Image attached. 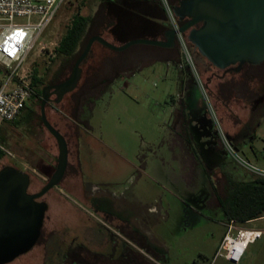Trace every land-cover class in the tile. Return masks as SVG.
Instances as JSON below:
<instances>
[{
	"label": "rangeland",
	"instance_id": "374dc122",
	"mask_svg": "<svg viewBox=\"0 0 264 264\" xmlns=\"http://www.w3.org/2000/svg\"><path fill=\"white\" fill-rule=\"evenodd\" d=\"M96 2L67 0L39 38L46 52L40 54L37 48L27 62L31 71L33 68L49 70L41 88L50 82L60 83L70 75L75 59L56 60L54 50L74 15L92 19L89 34L99 32L104 39L112 40L105 31L108 19ZM160 2L164 7V0ZM166 2L173 6L171 0ZM139 47L132 46L115 54L97 43L92 46L81 66L82 76L92 69L102 76L126 68L133 69V73L113 81L91 109H83V124L70 123L64 115L69 96L58 104L46 106L47 120L67 143L70 168L57 187L41 198L47 204V211L39 241L9 264H83L78 261L82 256L88 257V264H97L94 256L116 260L118 252L99 245L104 244L109 231L117 229L80 199L87 190L95 192L94 188L99 195L98 206L107 211L114 209L122 219L145 215L148 208H154L150 216L153 221L148 222V244L164 257H155L131 244L147 264H232L216 256L225 234V222L220 209L211 207L215 205L213 197L211 201V187L223 184L220 172L229 174L235 181L249 182L256 178L249 167L264 171V111L254 123L251 138L232 146L234 155L225 150L218 131L224 152L210 186L204 171L208 169L205 157L202 154L189 157L177 146L174 136L175 117L183 104H190L187 79L194 80L195 93L208 107L216 126L231 129L232 124L246 118L247 111L235 102L230 103L227 94L220 98L219 93L208 94L205 79L221 72L192 44L189 43V51L194 73L178 46L176 52ZM173 57L180 61L169 60ZM26 107L28 112L22 123L0 124V144L11 154L4 152L0 169L12 166L27 173L30 176L28 193L33 194L40 191L54 172L57 146L40 122V104L31 99ZM203 145L197 141L196 149L204 153ZM45 163L52 169L48 177L44 176L47 170L39 167ZM238 225L263 232L260 239L248 245L238 264H264V217ZM87 236L92 244L86 245Z\"/></svg>",
	"mask_w": 264,
	"mask_h": 264
},
{
	"label": "water",
	"instance_id": "95a60500",
	"mask_svg": "<svg viewBox=\"0 0 264 264\" xmlns=\"http://www.w3.org/2000/svg\"><path fill=\"white\" fill-rule=\"evenodd\" d=\"M172 11L182 22L178 33L187 34L188 42L214 67L226 69L264 61V0H180ZM175 36L176 31L166 29L161 40L134 39L121 45L100 35L93 36L74 62L70 75L56 85L42 88L40 120L56 142L57 164L46 184L33 194L28 193L27 173L12 166L0 169V264H9L28 253L39 238L47 204L37 200L57 187L68 163L67 143L47 120L45 108L49 103H60L75 90L82 74L81 65L92 46L97 43L113 52L134 45L170 49Z\"/></svg>",
	"mask_w": 264,
	"mask_h": 264
},
{
	"label": "flooded vegetation",
	"instance_id": "af4514ba",
	"mask_svg": "<svg viewBox=\"0 0 264 264\" xmlns=\"http://www.w3.org/2000/svg\"><path fill=\"white\" fill-rule=\"evenodd\" d=\"M179 1L180 0L173 4V6H176ZM105 31H109V29H105ZM176 50L177 44L175 40L172 48L163 49V51L166 52H175ZM263 65L264 61L259 65L244 64L240 67H238V65H234L226 69H218L212 65L214 69L219 70L221 73H213L211 77H207L205 79L204 86L207 92L209 91L208 94L211 96V94L213 95L219 93L220 95L217 94V97L219 98L222 97L223 94H227L230 103L235 102V104L237 103L238 107H242L247 111L246 118L240 122H237L236 124H232L231 129H224L221 128L218 123V126L213 123L209 116L208 107L205 105L202 98L196 94L197 86L194 83V80H192L190 77L187 79L189 88L191 90L190 93L187 94L190 104L187 106L183 104L180 112L176 115L174 121V136L177 141V146L181 151L185 152V154L187 153L189 157H199L198 154H202L205 157L208 169L204 171L206 172L210 186L212 182L215 181L213 174L215 175V169H217L219 164L222 162V154L224 152V148L221 145V141L218 137L220 133H218V131L220 130L221 133H223L232 147L239 142H244L251 138L250 134L251 132H254L256 127L254 126V123L260 116H262L264 111ZM56 84H48L47 86ZM233 94H235V96H233ZM54 98V96L51 97L52 100ZM219 102H222V100L219 99ZM231 113L234 112L231 111ZM216 127H218V130ZM197 141L204 143V153L202 149H196ZM69 166L70 165L67 163L66 169L70 168ZM211 188V201L213 197L215 202V205L213 204L211 207L218 208L217 199L213 192V186ZM94 189L95 192H91L90 190L84 192L80 199L95 209V211H97L98 214L103 217V219H105V221L117 229L116 231H109L111 235L108 234L105 236V242L103 245L96 244V246L99 245L103 249L105 246L106 250L112 247V250L115 251V253L118 252L117 258H119L118 260L116 258V260H113L112 262L110 260H104L102 258L100 259V257L94 256V258L97 259V264H126L125 262L128 261H130L131 264H147L145 258L136 250H134L131 244L137 246L141 251L145 250L146 253H150L155 257H164L162 252H160L158 249H153L148 244V222L153 221L150 216L153 215L154 208H148L147 214L145 215H132L131 217L122 219L115 213L113 208V210L108 209L107 211L101 205L98 206L99 201H97L96 198L99 197V195L97 193V189ZM37 201L43 202L41 201V198ZM109 202H112V200H109ZM208 203L210 206L211 202ZM42 228L43 224L37 242L42 235ZM89 238L90 237L88 236L85 237L86 245L93 243ZM85 258L82 256V259H78V261L82 262L83 264H88V257L86 256Z\"/></svg>",
	"mask_w": 264,
	"mask_h": 264
},
{
	"label": "built area",
	"instance_id": "2783aa9c",
	"mask_svg": "<svg viewBox=\"0 0 264 264\" xmlns=\"http://www.w3.org/2000/svg\"><path fill=\"white\" fill-rule=\"evenodd\" d=\"M66 1L0 0V124L14 122L31 100L34 89L28 58L37 48L40 54L46 52V47L39 42V38ZM163 8L167 27L176 31L175 41L181 56L194 73L187 37L178 33L181 24L166 0ZM219 132L225 150L234 155L229 142L220 130ZM0 151L11 156L1 144ZM249 170L256 178L264 179V171L252 167ZM238 226L235 221L224 223L225 234L216 253L217 257L232 264H238L248 245L263 235L262 231Z\"/></svg>",
	"mask_w": 264,
	"mask_h": 264
},
{
	"label": "trees",
	"instance_id": "16d2710c",
	"mask_svg": "<svg viewBox=\"0 0 264 264\" xmlns=\"http://www.w3.org/2000/svg\"><path fill=\"white\" fill-rule=\"evenodd\" d=\"M106 2L108 3L109 1L106 0ZM108 4L112 7V3L109 2ZM113 14L117 17V21L115 26L109 29L108 33L114 41L119 44H124L131 40L129 34H127L130 26H122V21L119 17L122 15L120 12H113ZM124 15L128 16L127 13L123 14V16ZM180 24H182V22H180ZM91 25L92 19L89 17L81 16L80 14L74 15L54 50V57L56 56V60L61 59L72 61L75 59L76 61L91 37L96 35L102 36L99 32L89 34ZM167 28L168 27L166 26H162L163 31ZM138 37L145 38L143 36ZM144 48H156L163 51L161 48L152 46L141 45V47H139V49ZM114 53L116 54V52ZM169 60L175 62L180 61V59L175 57H173V59L170 58ZM48 72L49 70L47 68H42L41 70H38L37 68L32 69L31 85L34 89V94L31 99L39 104L41 103V86L44 83V75L47 76ZM127 73L128 75L132 74L133 69L126 68V70H113L105 76H102L100 72L93 69L86 74L83 73V76L81 74V78L75 90L66 95L69 96L70 99L67 104V112L64 113V115L75 125L83 124V121L81 120L83 109H91L94 105L93 102L101 97L110 84ZM55 83L58 82H54V84ZM49 84L53 83L50 82ZM25 108L27 107L25 106ZM3 157L4 153L0 151V159ZM51 170V168H48L47 172H44V174L48 177V172ZM221 176L223 184H219V187L216 184V187H213V192L216 196L218 208L223 215L225 223L235 221L237 224L244 225L248 222L264 217V179L254 178L249 182H244L233 180L227 173H221Z\"/></svg>",
	"mask_w": 264,
	"mask_h": 264
},
{
	"label": "crops",
	"instance_id": "0c3cea01",
	"mask_svg": "<svg viewBox=\"0 0 264 264\" xmlns=\"http://www.w3.org/2000/svg\"><path fill=\"white\" fill-rule=\"evenodd\" d=\"M107 1L112 3V7L108 4L109 2L108 3L106 2V0H97L96 2L97 7H101V11L103 12L105 18L108 19V25L106 26V29H111L116 24L117 17L113 14V12H120V14H122L121 16H119L120 20L122 21V26H130L129 32L127 34H129L131 40L134 39L161 40L163 38V33L165 30L164 31L162 30V26L167 27V25L164 24V21L166 22V15L160 0H107ZM175 1L177 2L178 0H171V5H173ZM126 13L128 14V16L125 15L123 16V14ZM138 36H143L145 38H139ZM108 42L114 45H121L118 42L114 41L113 38ZM25 110L26 109H23L21 111L20 115L14 120V122L22 123L21 121L25 119V115L28 112ZM68 121L72 123L70 120ZM55 129L57 130V128ZM39 167H42L44 170L51 168L50 164L48 163H45V165H40ZM44 176L47 177L46 174H44Z\"/></svg>",
	"mask_w": 264,
	"mask_h": 264
}]
</instances>
